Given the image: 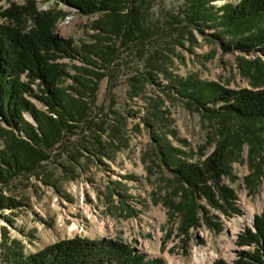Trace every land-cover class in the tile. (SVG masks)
I'll use <instances>...</instances> for the list:
<instances>
[{
	"label": "rangeland",
	"instance_id": "1",
	"mask_svg": "<svg viewBox=\"0 0 264 264\" xmlns=\"http://www.w3.org/2000/svg\"><path fill=\"white\" fill-rule=\"evenodd\" d=\"M27 1L3 0L0 14L11 4L22 6ZM35 1L39 11L63 14L54 29L57 38L71 39L77 48L91 41L96 15H79L60 2ZM239 1L210 0L209 7L212 13L220 14L222 6ZM186 7V0H149L145 27L153 34L133 41L130 49L120 48L115 40L118 56L98 86L92 110L97 114V109H103L99 119L105 120L106 131L110 129L103 141L116 140L121 143L120 150L111 152L108 158H91L82 149L87 147L86 142L80 144L71 137L65 143L66 152L82 153L78 164L70 163L65 156L55 161L53 158L27 179L11 178L4 185L0 183V195L18 204L11 210L0 209V244L6 236L8 241L21 244L24 255L29 256L75 237L107 239L119 241L148 259H160L162 264H191L195 250L219 253L225 224L251 211L250 222L236 235L225 257L214 259L212 264H233L241 250H253L239 247L238 238L252 229L255 217L264 208V135L258 131L264 121L255 124L227 116L209 119L211 113L179 94L174 82L192 76L230 90L262 89L264 56L260 50L245 53L227 48V40H218L215 29L209 26L201 27V34L199 28L184 21ZM261 21L256 27L264 28ZM6 24L9 21L0 16V25ZM26 26L32 28L31 21L27 20ZM154 53L161 56L151 78L148 60ZM62 63L70 74L74 65L80 66L78 60ZM69 83L67 80L65 85ZM219 106L209 103L206 109L216 113ZM25 119L33 123L31 116L25 115ZM115 127H119L118 134ZM253 135L259 136L262 148L254 149L250 158L254 142L249 139ZM230 137L239 138V150L226 160L227 174L220 184L233 190L237 214L226 209L227 216L196 199L198 207L193 206V211L197 225L185 233L192 196L182 191L161 151L169 146L177 151V159L202 164L222 140L229 145ZM58 152L57 148L51 156L56 157ZM201 206L207 209L206 222ZM0 264H7L3 255Z\"/></svg>",
	"mask_w": 264,
	"mask_h": 264
},
{
	"label": "trees",
	"instance_id": "2",
	"mask_svg": "<svg viewBox=\"0 0 264 264\" xmlns=\"http://www.w3.org/2000/svg\"><path fill=\"white\" fill-rule=\"evenodd\" d=\"M3 0H0V2ZM58 5L60 2L79 15L97 16L92 24L93 35L89 43L79 48L71 39H59L54 35L58 20L63 16L54 10L39 11L35 0L25 5L11 4L0 14L9 24L0 25V183L13 179H27L39 171L41 165L51 159L65 156L67 161L78 164L79 152H66L65 143L75 137L82 149L91 158L110 157L111 152L121 149V143L114 139L103 141L108 132L105 120L98 115L103 109L92 110L98 86L109 72L118 56V46L130 49L133 41L150 37L153 33L145 27L149 0H45ZM210 0H186L184 21L190 27L203 26L215 29V37L227 40V48L251 53L260 50L264 56V28L256 27L264 21V0H240L239 3L222 6L212 13ZM27 20L32 28H27ZM210 23V25H208ZM177 42H179L177 40ZM160 53L148 60L152 78L159 66ZM63 60H78L73 73L67 71ZM153 72V73H152ZM166 73V71H165ZM24 77V79H22ZM70 83L65 85L66 81ZM179 94L211 113L209 119L227 116L239 120L261 123L264 121V87L257 90H230L216 83H205L194 79H178ZM41 105L38 108L32 101ZM89 100V101H88ZM220 104L219 111H209L207 104ZM29 115L33 123L25 119ZM156 115L153 114V117ZM118 134L119 127H115ZM264 135V125L258 126ZM23 134V137L20 135ZM259 137V136H258ZM253 135L249 139L252 149L262 148L259 139ZM117 139V137H114ZM228 142L222 140L211 157L202 164L188 163L177 159L175 150L165 147L161 151L167 165L172 168L174 178L185 193L191 194L190 218L184 226L185 233L195 223L196 199H202L212 208L227 214V210L237 214L234 207L235 194L230 188L220 184L227 174L226 160L239 150L237 137ZM248 138V137H247ZM234 142V147H228ZM59 149L56 157L51 153ZM228 149V150H227ZM257 150L255 157L258 155ZM101 160V159H99ZM252 160V159H251ZM75 177L73 176V179ZM48 184V181H44ZM193 198L195 203L193 202ZM11 199L0 195V209L17 207ZM193 206L195 208H193ZM202 210L203 222L208 221L207 209ZM238 246L252 247V251L241 250L233 264H264V208L255 217L252 229H246L239 236ZM0 255L7 264H162L160 259H148L119 241L107 239L87 240L73 238L50 245L43 250L25 256L22 246L16 241H8L3 236ZM218 264H224L219 261Z\"/></svg>",
	"mask_w": 264,
	"mask_h": 264
},
{
	"label": "bare ground",
	"instance_id": "3",
	"mask_svg": "<svg viewBox=\"0 0 264 264\" xmlns=\"http://www.w3.org/2000/svg\"><path fill=\"white\" fill-rule=\"evenodd\" d=\"M252 212H245L244 216L230 220L224 226V233L221 236L223 243L219 246V253L210 249L195 250L192 254L191 264H212V261L217 258L225 257L233 243L236 235L244 229L251 220Z\"/></svg>",
	"mask_w": 264,
	"mask_h": 264
}]
</instances>
